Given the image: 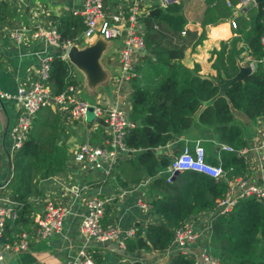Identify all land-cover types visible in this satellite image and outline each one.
<instances>
[{
	"label": "trees",
	"instance_id": "1",
	"mask_svg": "<svg viewBox=\"0 0 264 264\" xmlns=\"http://www.w3.org/2000/svg\"><path fill=\"white\" fill-rule=\"evenodd\" d=\"M227 1L207 0L199 41L207 36L208 24L233 16L235 7L228 5ZM231 1L236 3V0ZM256 5L248 9L249 15L240 13L235 16L238 22L235 35L222 39L220 48L211 51L217 75L202 74L199 63L188 67L183 62L189 37L182 34L188 23L182 5L174 2L168 6L157 4L150 7L145 17L144 33L150 52L144 59L148 66L144 76L139 77L144 66L138 65L131 97L130 117L135 122L142 121L127 131L124 140L129 149L138 151L131 155L133 163L145 167L147 175L161 188V193L150 201V212L158 220L151 221L145 230L135 226V236L125 238L127 250L167 248L173 242L175 228L189 217L215 207L225 197L229 187L227 178L246 175L249 171L245 154L238 152L249 143L246 120L256 122L264 116V63L260 62L264 57L261 40L264 0ZM11 15L10 1L0 0V22ZM57 29L61 33V47L68 42L78 43L85 29L83 16L69 13L61 17ZM214 34H217L216 27ZM62 53L60 48L51 58L48 84L53 94L68 90L70 85H78V80L71 74V62ZM242 62H255L256 68L231 85L225 95L215 98L219 90L216 81L233 76ZM62 110L64 108L45 106L37 111L23 145L14 153L9 186L12 198L17 202L18 221L28 223L31 219L30 196L35 191V179L66 170L69 129L67 116ZM186 137L214 139L234 147V150L221 149V163L213 158L212 147H207V160L224 167L222 177L188 169L172 175L168 181V167L174 156H159L154 148L177 140V146H184L190 143ZM7 227L0 238L3 241L6 240ZM206 250L221 264H264V198L242 196L232 210L219 214L213 221ZM96 259L101 261V255ZM163 264H195V257L179 250Z\"/></svg>",
	"mask_w": 264,
	"mask_h": 264
},
{
	"label": "crops",
	"instance_id": "2",
	"mask_svg": "<svg viewBox=\"0 0 264 264\" xmlns=\"http://www.w3.org/2000/svg\"><path fill=\"white\" fill-rule=\"evenodd\" d=\"M12 15L0 22V89L16 91L19 86H30L38 77L42 56H53L60 47L46 42L44 38L33 35V30L43 25L57 27L61 17L80 8L85 0H9ZM143 11H150L153 5L168 6L170 3H180L187 19V32L189 38L186 42L183 62L188 67L195 63L201 66L200 72L204 75H217L212 65L209 43H216L222 39L233 37L230 19L246 13L253 5L234 6L235 11L231 18L223 19L216 24H208L207 36L199 41L202 34V21L207 9V0H140ZM237 1V0H236ZM107 10L118 12L129 10L131 0H104ZM228 2V1H227ZM246 5V6H245ZM256 5V4H254ZM257 6V5H256ZM146 15L138 19V28L145 33ZM156 27V26H155ZM158 27V26H157ZM156 27V28H157ZM214 27L217 34H214ZM14 32H19L16 37ZM94 37V36H93ZM79 37V46L91 44L97 40H105L107 46L103 51L101 63L105 72L102 82L93 84L85 71L71 62V74L78 80L73 94L82 97L92 104L104 107H117L125 110L130 115L132 109V92L136 79L120 85V48L122 39H106L101 35ZM177 42V41H173ZM179 43V42H178ZM150 54L147 49L142 53L139 64L144 61L145 55ZM247 58H250L248 56ZM244 64V62H242ZM144 70L147 64L143 63ZM256 67H254L255 69ZM138 75V74H137ZM143 72H139V77ZM138 79V78H137ZM53 109L59 104L51 105ZM61 108V107H60ZM67 116L66 124L69 129L68 144L70 146L66 170L50 177L35 179V191L30 196L32 212L30 221L11 219L7 223L6 240L16 242L21 233L27 231L29 246L25 249L4 251V264H68L69 258L78 254L80 249H86L94 259V264H134L140 262L157 261L165 263L170 259L171 246L162 250L129 251L122 247L117 240H99L89 238L80 231V224L87 212L89 197L99 195L110 198L107 202L104 219L118 224L124 231L131 226L145 230L151 221L158 220L150 212L151 199L160 195L161 188L155 185L153 178L148 176L145 167L134 164L131 155H136L137 150H120L115 156V163L110 171L97 167L81 160L78 150L85 141L101 142L111 132L109 124H104L95 119H73L69 107L63 106ZM21 112L20 103L15 99L2 98L0 103V194L11 197L9 182L13 172V156L15 153L12 127ZM88 114V113H87ZM242 117V116H241ZM249 126L247 152L245 156L249 163V171L245 176L254 181L262 180L264 166L262 153L264 144V116L256 122L246 120ZM186 136V135H185ZM201 139L206 149H213L214 156L221 163V147L223 143L204 137H191L185 140L194 141ZM179 140L166 146L154 148L157 155L172 154L174 157L182 148ZM229 144V143H228ZM214 147V148H213ZM209 153V152H208ZM236 176L227 178L228 182L234 181ZM240 190L238 189V192ZM49 200L61 203L69 211L64 216L63 227L60 232L50 236H41L36 231L34 217L42 214ZM143 204H146L143 205ZM215 207L205 212L189 217L185 222L191 221L193 228L198 232V238L182 248L183 251L197 256L206 250L208 239L213 230ZM18 217V216H17ZM1 242H4L0 239ZM102 260L97 261V255Z\"/></svg>",
	"mask_w": 264,
	"mask_h": 264
},
{
	"label": "built area",
	"instance_id": "3",
	"mask_svg": "<svg viewBox=\"0 0 264 264\" xmlns=\"http://www.w3.org/2000/svg\"><path fill=\"white\" fill-rule=\"evenodd\" d=\"M251 0H237L233 3L228 0V5L240 8L246 2ZM74 14L83 16L85 29L84 37H93L101 35L106 39H122L120 48V85L125 82H132L137 76L138 65L142 53L146 49L144 33L138 28V19L141 15L149 14V11H143L140 0H131L129 10H120L118 12L107 10L104 0H85L80 8L73 10ZM264 21V20H263ZM230 26L235 35V29L238 27L236 18H231ZM157 27V25H155ZM187 29L182 33L186 34ZM16 37H20L19 32H14ZM33 35L38 38H44L46 42L62 48V56L68 59L67 50L75 43L68 42L61 47V33L57 27L37 26L33 30ZM264 44V31L261 37ZM51 56H42L41 67L37 79L30 86H19L16 91H6L0 89V98L15 99L20 103L21 112L16 123L12 127V136L14 139V148L18 150L24 143L29 130L31 129L37 111L45 106L59 104L69 107L70 116L73 119H82L87 116L89 106H94L96 115L105 119L111 127V132L104 137L101 142L85 141L80 144L78 157L91 164L93 167L101 168L108 172L113 167L115 156L120 150H127L125 136L127 131L134 127L136 122L131 119L128 112L117 107H104L100 104H92L88 100L73 94L76 86L70 85L68 90L53 94L48 84L50 72ZM260 62L264 63V57ZM251 65L255 67V62ZM182 146L179 153L174 157L168 167L171 176L178 170L188 169L198 170L215 178H220L225 174L222 164L212 163L207 160V149L201 139L194 141L188 140ZM224 149L234 150V147L223 143ZM262 161L264 166V144ZM240 154L247 152V147L238 150ZM115 161V162H114ZM238 189L240 190L238 192ZM255 195L264 198V173L262 180L254 181L245 175L236 176L234 181L229 182V187L225 197L221 198L215 206V217L226 213L236 205L242 196ZM110 198L94 195L87 200V212L80 224V231L89 238L99 240H117L122 247L126 246V236H135L136 228L129 227L124 231L118 224L111 221H104V213L107 202ZM146 206V204H143ZM17 202L8 196L0 194V238L4 234L9 220L18 216L16 208ZM69 209L61 203L49 200L42 214L34 217L36 221L37 234L41 236H50L60 232L63 227L64 216ZM213 219V221H214ZM198 232L193 228L191 221L182 223L174 229L173 242L169 252L170 259L179 250L194 242L198 238ZM28 232L23 231L21 237L16 242L0 241V264H4V251L25 249L29 246ZM183 251V250H182ZM195 257V264H221L217 257L211 252L204 250ZM169 259V260H170ZM94 259L89 255L86 249H80L78 254L69 258L68 264H94ZM143 264H163L157 261L145 262Z\"/></svg>",
	"mask_w": 264,
	"mask_h": 264
},
{
	"label": "water",
	"instance_id": "4",
	"mask_svg": "<svg viewBox=\"0 0 264 264\" xmlns=\"http://www.w3.org/2000/svg\"><path fill=\"white\" fill-rule=\"evenodd\" d=\"M259 1L260 0H251L246 5H254ZM106 46L107 43L105 40H97L82 47L78 44H72L67 50L68 59L72 63L76 64L79 68L83 69L93 84H98L99 82L103 81L106 75L101 63V57ZM253 70L254 67L251 64L239 63V69L233 76L227 77L223 81H216L217 85L219 86V90L216 93L215 98L225 95L231 85H233L238 80L244 79L246 76L252 73ZM1 100L2 98H0V103ZM89 110L94 111V106L90 105L88 112ZM94 119L104 124L107 123L104 118L98 115H95ZM141 121V119H138L136 123L141 124ZM178 173L179 171L176 170L174 175Z\"/></svg>",
	"mask_w": 264,
	"mask_h": 264
},
{
	"label": "rangeland",
	"instance_id": "5",
	"mask_svg": "<svg viewBox=\"0 0 264 264\" xmlns=\"http://www.w3.org/2000/svg\"><path fill=\"white\" fill-rule=\"evenodd\" d=\"M95 36H98V34L97 35H95ZM93 37V38H96V37ZM222 40H220V41H218V42H216V43H209V51L211 52L215 47H217V48H220V46H221V44H222V42H221ZM145 62V64H147V61H143L142 62V64ZM147 66H148V64H147ZM144 74H145V70L143 71V76H144ZM91 102V101H90ZM95 112L93 111V110H89V112H88V114H87V119L88 120H92V119H94V117H95Z\"/></svg>",
	"mask_w": 264,
	"mask_h": 264
}]
</instances>
